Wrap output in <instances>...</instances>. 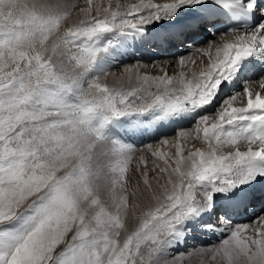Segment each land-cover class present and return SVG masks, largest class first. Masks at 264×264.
<instances>
[{
	"label": "snow or ice",
	"instance_id": "snow-or-ice-1",
	"mask_svg": "<svg viewBox=\"0 0 264 264\" xmlns=\"http://www.w3.org/2000/svg\"><path fill=\"white\" fill-rule=\"evenodd\" d=\"M150 37L202 66L136 64L124 69L136 83L102 82L129 40ZM164 122L194 125L180 137L207 149L153 150L151 167L143 156L133 167L140 149L118 130ZM256 206L250 223L234 218ZM217 233L218 245L175 254ZM209 252L264 264V0H0V264H191Z\"/></svg>",
	"mask_w": 264,
	"mask_h": 264
},
{
	"label": "bare ground",
	"instance_id": "bare-ground-1",
	"mask_svg": "<svg viewBox=\"0 0 264 264\" xmlns=\"http://www.w3.org/2000/svg\"><path fill=\"white\" fill-rule=\"evenodd\" d=\"M78 1V0H77ZM80 2V1H79ZM137 0H121V3L122 4H127V3H136ZM156 2H164V0H156ZM81 5V4H80ZM218 38V37H217ZM199 47H203V45L199 46ZM198 47V48H199ZM131 56H128L127 57V54L124 55L122 58H121V61L115 65V66H118L119 64H124L120 67L119 70L117 71H111L109 73V75L105 76V77H102L103 80H107L108 77L112 78V81H114L111 86L112 87H119V86H129L130 84H134L136 83L135 80H131L129 81V78H128V75L124 73V69L126 66H130V65H136V64H143V65H147L148 67L147 68H142L140 69V71L142 73L144 72H147L148 74L150 75H161L162 73L160 72V68H164L165 70L168 71L169 75H175L176 73H178L181 69L176 65V61L181 58V57H184V58H190L192 60H195L197 61V66H194L192 65L191 63L188 64V68L185 69V71L188 72L189 75H191L192 72H198V66H202L201 65V62H200V56L193 50L191 51V53H188V54H185L183 56H179V57H172V56H160L161 58H163V60H160V61H157L158 59H156L155 61H157L156 63L157 64H149V63H144L142 61H137L136 60V63L134 64H131V61L134 60L132 59V57L130 58ZM171 63L172 64V67L171 68H168V64ZM153 65H155L157 68L153 67ZM113 66V67H115ZM121 80V81H120ZM120 81V82H119ZM255 86V85H254ZM240 90V86H238V88L236 89V91H239ZM257 90H259V88L257 87ZM194 127V126H193ZM192 128H185L183 130H180L178 132H176L175 134L171 135V136H168V137H164L162 138L161 140L159 141H156L154 142L155 144H159L161 143V141L163 140H171L173 142V146H176V145H182L185 149V155H187V151L188 150H195L196 147H199V148H202L204 150L207 149V145L205 143H203L202 140H195L193 137H194V134H193V137H189L187 139H183L180 137V132L181 131H188V132H191L192 131ZM131 127L128 126L126 128V130H129ZM120 136V135H119ZM121 139H124L126 140L125 138L121 137ZM127 141V140H126ZM128 142V141H127ZM129 143V142H128ZM154 143H152L154 145ZM162 144V143H161ZM170 146V145H169ZM157 148V146H156ZM159 148V147H158ZM172 150H174V152L176 151V147H173L171 148ZM165 150V149H164ZM229 149L225 148L224 151H228ZM242 150H245L242 148ZM151 175V174H150ZM253 219H255V217H251V218H247L246 220H244L242 223H250ZM218 235H220L219 233H217L216 235H212V234H203V235H199L197 236L195 239H192V240H189L188 241V244L185 245V246H188V245H194V244H198V245H201L202 243H200V240L201 238H208V239H211L212 236H215V237H218ZM210 236V237H209ZM197 245V246H198ZM183 248V247H182ZM181 248V249H182ZM199 249H201L202 247H197ZM181 249L178 250V252H176V255H179L181 253H184L186 251H182ZM191 264H199L197 262V260L194 258L191 260Z\"/></svg>",
	"mask_w": 264,
	"mask_h": 264
},
{
	"label": "rangeland",
	"instance_id": "rangeland-1",
	"mask_svg": "<svg viewBox=\"0 0 264 264\" xmlns=\"http://www.w3.org/2000/svg\"><path fill=\"white\" fill-rule=\"evenodd\" d=\"M80 1V2H79ZM73 2L74 3H76L77 5H78V7H83V6H86V0H73ZM97 2H99V0H94V3H97ZM81 4V5H80ZM160 60H163V58H160V59H158L157 61H160ZM157 61H153V62H148L149 64H157L158 62ZM157 62V63H156ZM135 64L136 63V61H131V64ZM122 65H124V64H119L118 66H115V67H111V69H110V72L111 71H117V70H119L120 69V67L122 66ZM155 68H157L156 66H155ZM133 80H135V78L133 77ZM121 81V80H120ZM119 81V82H120ZM102 82L103 83H106V84H108L110 87H112L111 86V84L114 82V81H112V78H110V77H108V79L106 80H103L102 79ZM168 141V143L165 145V144H161V143H159V144H155L154 143V145L153 144H150L151 146H152V148L151 149H148L147 147H146V145L145 146H141V147H139L138 149H140V151L139 152H137L136 153V158L133 160V167H135V165H136V163H137V161H138V159H139V157L140 156H143L145 159H147L148 161H149V167H151L152 166V161L155 159V158H153L152 156H151V151H153V150H159V151H161V152H164V153H166L167 155H169V156H172L175 152H174V150H172L171 148H173L174 146H173V142L171 141V140H167ZM170 145V146H169ZM156 146H157V148H156ZM159 147V148H158ZM165 149V150H164ZM160 163H161V166H163V161H160ZM138 177L137 176H134L133 177V183H135L136 182V179H137ZM220 243V239H217L216 241H213V242H206V243H203V244H201V245H198V244H194V245H188V246H184L181 250L182 251H190L193 247H195V248H197V247H202L201 249H205V248H208V249H210V248H212L213 246H215V245H218ZM198 245V246H197ZM176 254V253H175ZM211 252H209L206 256H204V257H196L195 259L197 260V262L199 263V264H201V260H203L204 261V264H222V262L219 260V258H217V260H212V258H211Z\"/></svg>",
	"mask_w": 264,
	"mask_h": 264
}]
</instances>
